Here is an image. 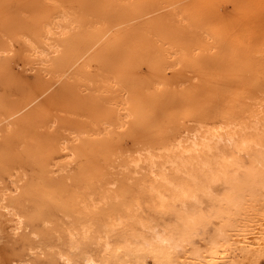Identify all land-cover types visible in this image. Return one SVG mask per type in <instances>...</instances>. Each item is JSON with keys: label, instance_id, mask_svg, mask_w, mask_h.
<instances>
[{"label": "rangeland", "instance_id": "obj_1", "mask_svg": "<svg viewBox=\"0 0 264 264\" xmlns=\"http://www.w3.org/2000/svg\"><path fill=\"white\" fill-rule=\"evenodd\" d=\"M62 7L83 25L58 78L32 65L23 36ZM262 52L264 0H0V264H97L182 209L205 217L186 249L209 238L227 198L250 203L230 183L261 152ZM129 86L142 94L132 116ZM215 129L248 148L186 153Z\"/></svg>", "mask_w": 264, "mask_h": 264}, {"label": "bare ground", "instance_id": "obj_2", "mask_svg": "<svg viewBox=\"0 0 264 264\" xmlns=\"http://www.w3.org/2000/svg\"><path fill=\"white\" fill-rule=\"evenodd\" d=\"M76 12L77 11L74 12V10L70 9V7H62L61 9H58V11L51 13L49 16L44 18V20L42 21L40 25L39 35L36 36V38L25 37L27 33L23 36L24 37L23 43L27 47V51L25 52V54L27 53L26 56L30 58L32 65L38 66L39 68L47 67L50 73L51 71L54 70L55 74L56 73L58 74V78L64 77L62 75L66 73V71L68 70L72 62V59L70 58V53H71L70 50L72 48L71 42H74L76 36L79 35L78 34L79 30L82 28V25H83L81 18H80L81 14L79 15V13H76ZM99 42L100 41L97 39L94 42H92L93 44L92 48L95 47ZM123 89H125L126 97L124 99L122 98L123 99L122 104L124 106H127V108L125 107L123 109L127 110L128 116H132L135 114L134 107L135 105L138 104V99L142 97V94L139 91V89L134 86L124 87ZM123 109H119V110L121 111ZM261 120H263V118H261ZM261 120L259 119V121ZM249 123H251V121ZM251 124H253L254 126V123H251ZM249 129H250V126H249ZM259 130L261 131L260 128ZM253 133H254V130H253ZM234 135L235 134L233 133L232 134L226 133L225 135H222L215 129L214 132L209 134V137L199 138L200 142L196 141L197 138L195 137V135H194V138H192L193 136L191 138L188 137L189 143L191 144L190 149L192 152L191 151L189 152L188 150L186 151V153L190 154L194 152H199V153L203 152L205 154L204 156H206V153H210L211 151H217V146H219V144H222L223 147L232 146L233 149L238 152L242 150H246L249 145H246V146L242 144L237 145L234 140ZM250 140H251V137H250ZM254 145L261 148V152L255 151L250 154V160H251V165H252L251 169L246 174L243 180L234 179L230 183L231 188L233 190H235L236 192L239 191V193L242 192V194H244L245 196H248L250 198V200H248L250 203L247 202L248 205L245 204L246 206L243 207L245 201L244 200L239 201V202L243 201V205L240 204L242 205L243 208L241 210H238L239 208H236L235 202L233 203V201L232 202L230 201L231 199L229 200V198H227V200L224 201L226 202L223 205L224 210L221 209L223 210L221 211V213L224 215L223 216L224 220H222L223 221L222 225L220 224V226L217 227L215 232L212 229L213 235L212 234L211 236L209 235L210 236V237L208 236L209 238L206 237L207 239L204 242H202L199 245H194L193 247H190L189 250L186 249V245L189 244V239L191 240V238L197 234V227L198 226L200 227V223L201 222L203 223L202 219H205V217L203 218L202 217L203 215L201 216L200 214L194 212L195 210L191 211L193 208L192 209L190 208L191 210L182 209L181 211L178 210V212L176 213V224H174L173 226H168L165 224L152 225L148 221V223H145L140 226L142 230L140 232V235L137 234L139 236L136 237L134 241L131 240V242L130 241L126 243L124 242V244L120 243L121 244V245L119 244L120 246H114V247L110 245L105 247L104 245L105 249L102 251V254L100 255V260H98L97 264H261L262 261H264V130L263 129H262V132L259 135H257V139L255 140ZM198 148H200L201 150ZM186 162L182 161L181 165L186 166V164H188ZM201 165H202L201 166L202 170L203 169L210 170V168H212L211 166L212 163H210V161H207V160L202 161ZM201 177L204 178V176H201ZM194 179L195 178H193V180ZM197 179H195V182ZM197 183L195 184L193 182L194 190L196 189L195 186H197ZM200 187L202 188V186ZM181 191L182 192L180 195L186 197V195L189 194L190 190L189 191L181 190ZM211 192L210 194H212ZM214 197H217V196L214 195ZM239 199H237V201ZM194 201H195V198H194ZM2 202L3 200L0 199V208L2 210H5L6 206L2 205ZM196 202H198V200H196ZM218 205H220V203ZM161 207L163 208V206ZM194 209L196 208L194 207ZM165 210L166 209H162L161 211L163 212ZM11 216L13 217L12 213H11ZM7 223H9L10 225L13 224L11 225L13 226L12 233L15 235L16 231H18L19 229V222L8 219ZM216 225H217V222H216ZM158 227L160 228V230ZM202 228L204 229V227ZM71 249H74V246ZM66 263L73 264L69 262H66Z\"/></svg>", "mask_w": 264, "mask_h": 264}]
</instances>
